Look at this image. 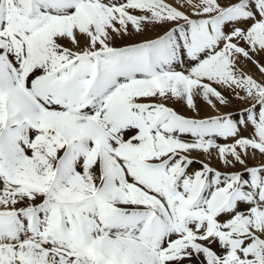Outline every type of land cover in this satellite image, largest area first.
<instances>
[{
	"label": "snow or ice",
	"instance_id": "obj_1",
	"mask_svg": "<svg viewBox=\"0 0 264 264\" xmlns=\"http://www.w3.org/2000/svg\"><path fill=\"white\" fill-rule=\"evenodd\" d=\"M0 264H264V0H0Z\"/></svg>",
	"mask_w": 264,
	"mask_h": 264
},
{
	"label": "bare ground",
	"instance_id": "obj_2",
	"mask_svg": "<svg viewBox=\"0 0 264 264\" xmlns=\"http://www.w3.org/2000/svg\"><path fill=\"white\" fill-rule=\"evenodd\" d=\"M250 162H252V161H250ZM212 165L215 167H221V165L215 159L212 160Z\"/></svg>",
	"mask_w": 264,
	"mask_h": 264
},
{
	"label": "rangeland",
	"instance_id": "obj_3",
	"mask_svg": "<svg viewBox=\"0 0 264 264\" xmlns=\"http://www.w3.org/2000/svg\"><path fill=\"white\" fill-rule=\"evenodd\" d=\"M246 70L253 72V74H254V75H256V76H257V78H259V74H258V73H256V72H255V70H254L253 68H251V66H249V68H248V69H246Z\"/></svg>",
	"mask_w": 264,
	"mask_h": 264
}]
</instances>
